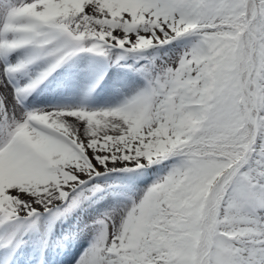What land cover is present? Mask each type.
<instances>
[{
  "label": "snow or ice",
  "instance_id": "1",
  "mask_svg": "<svg viewBox=\"0 0 264 264\" xmlns=\"http://www.w3.org/2000/svg\"><path fill=\"white\" fill-rule=\"evenodd\" d=\"M0 264H264V0H0Z\"/></svg>",
  "mask_w": 264,
  "mask_h": 264
}]
</instances>
